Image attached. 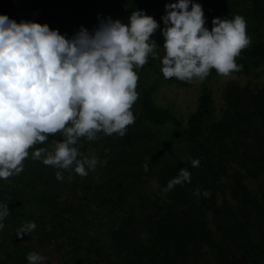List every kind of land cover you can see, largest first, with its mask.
<instances>
[{
	"label": "trees",
	"instance_id": "1",
	"mask_svg": "<svg viewBox=\"0 0 264 264\" xmlns=\"http://www.w3.org/2000/svg\"><path fill=\"white\" fill-rule=\"evenodd\" d=\"M175 2L0 0V15L17 23L48 24L69 39L82 26L93 32L109 17L128 23L136 10L160 25L151 38L160 58L149 56L143 68L135 69L139 76V98L132 108L135 122L123 137L100 132L98 139L81 138L76 145L84 155L94 150L101 161L96 176L90 170L81 177L72 169L32 158L38 148L53 151L54 141L63 140L57 133L29 150L20 174L0 179V205H7L10 212L0 221L5 225L0 230V264H28L30 252L41 255L39 250L49 245L62 251L64 244L68 245L65 264L70 256L83 264H202L208 251L216 252L219 260L237 253L264 255V240L247 238L251 224H264V83L227 87L220 117L215 115L208 85L186 123L171 108L159 105L154 97L157 84L149 76L163 75L162 16L165 5ZM193 2L202 5L209 30L214 18H245L251 44L237 57L242 70L236 73L247 74L264 65V0ZM215 73L212 69L206 79ZM192 159H199V167H191ZM181 168L190 171L191 182L165 192ZM57 171L63 181L56 179ZM248 178H262L261 200ZM152 179L158 182L156 191L151 189ZM205 191L210 196H204ZM31 221L36 229L17 236L18 229ZM91 228H104L109 237L103 240Z\"/></svg>",
	"mask_w": 264,
	"mask_h": 264
},
{
	"label": "clouds",
	"instance_id": "2",
	"mask_svg": "<svg viewBox=\"0 0 264 264\" xmlns=\"http://www.w3.org/2000/svg\"><path fill=\"white\" fill-rule=\"evenodd\" d=\"M165 11L161 59L165 79L203 81L212 69L224 77L242 70L236 59L251 44L243 16L214 18L209 30L200 3L178 0L167 3ZM159 28L154 17L136 10L128 23L109 17L93 32L82 26L69 39L48 24L17 23L0 15V179L20 174L29 150L57 133L63 140L54 141L53 151L38 148L32 158L72 169L81 177L94 171L101 162L94 150L84 155L76 145L81 138L98 139L100 132L123 137L135 122L132 108L139 98L135 69L143 68L149 56L160 58L151 39ZM199 164V159L191 160V167ZM143 170L149 171L147 162ZM56 179L63 181L62 172H56ZM184 182H191L187 168L168 182L165 192ZM9 214L8 206L0 205V221ZM4 227L0 222V230ZM36 227L34 221L25 222L17 236ZM45 259L36 252L27 255L28 264H43Z\"/></svg>",
	"mask_w": 264,
	"mask_h": 264
},
{
	"label": "rangeland",
	"instance_id": "3",
	"mask_svg": "<svg viewBox=\"0 0 264 264\" xmlns=\"http://www.w3.org/2000/svg\"><path fill=\"white\" fill-rule=\"evenodd\" d=\"M149 79L151 82L157 84V90L154 94L155 101L165 107L171 108L178 116L184 119V122H187V118L192 111L196 110L198 105V99L201 95L205 85L210 86L213 94L215 115L220 117L222 114V107L225 104L223 98V91L230 85H239L245 87L246 85L261 86L264 83V65H261L257 68H253L250 73L247 74H238L233 72L231 75L224 77L215 73L214 77L210 80L204 79L203 81L199 79H193L191 82H178L165 79L163 75H160L156 72H151ZM93 175L96 176V171H92ZM262 178H248L246 179L247 184L250 189L258 194L259 200L263 198L261 194ZM151 189L157 190L158 182L156 179L150 181ZM90 213V211H89ZM78 226V224H77ZM250 233L248 234V239L254 240H264V224L262 222H255L249 227ZM91 233L99 235L103 240H106L109 236L104 231V228L92 229ZM68 248L67 244L63 245L62 251H57L54 248V245H49L47 247L39 250L41 256L46 257L43 264H65L63 261L64 253ZM220 261L217 257L216 252L208 251L205 254V262L202 264H219ZM66 264H83L78 262L70 256L68 263ZM99 264H103L100 262Z\"/></svg>",
	"mask_w": 264,
	"mask_h": 264
},
{
	"label": "flooded vegetation",
	"instance_id": "4",
	"mask_svg": "<svg viewBox=\"0 0 264 264\" xmlns=\"http://www.w3.org/2000/svg\"><path fill=\"white\" fill-rule=\"evenodd\" d=\"M219 264H264V255L258 254L249 256L245 253L223 255Z\"/></svg>",
	"mask_w": 264,
	"mask_h": 264
}]
</instances>
